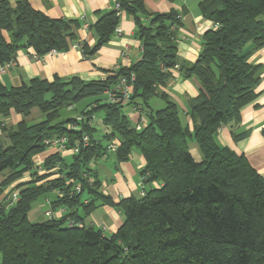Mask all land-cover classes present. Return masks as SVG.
<instances>
[{"label": "trees", "instance_id": "trees-1", "mask_svg": "<svg viewBox=\"0 0 264 264\" xmlns=\"http://www.w3.org/2000/svg\"><path fill=\"white\" fill-rule=\"evenodd\" d=\"M199 8L216 27L203 35L197 60L187 63L177 53L180 15L150 13L144 0H115L114 9L100 13L95 23L50 17L29 0H0L1 65L16 60L21 49L31 48L43 58L53 49L67 51L73 41L92 56L115 36L123 12L133 17L142 47L139 61L109 70L104 79L35 77L10 88L0 81V116L12 110L28 116L34 108L44 115L34 123L20 120L7 132V144L0 137V173L9 171L2 186L30 174L15 185L16 202L0 206L1 264H264V176L246 156L216 140L219 129L238 123L241 109L258 96L261 67L250 57L264 47V0H201ZM86 22L96 36L91 46L76 37ZM176 65L183 78L200 82L190 103L192 129L161 91ZM132 73L130 101L109 102L107 92ZM154 96L165 106L153 110ZM87 97L95 98L63 118L64 109ZM126 107L141 110L146 126L137 129ZM80 113L85 118L78 122ZM85 135L89 141L83 144ZM60 136L69 137V146L78 144V153L48 155L40 173L34 156ZM114 139L120 144L109 152ZM191 140L199 146L200 160L190 150ZM133 150L146 161L144 194L115 203L103 192L95 165L111 154L128 160ZM51 192V210L65 212L30 221L34 201ZM102 204L115 205L125 215L110 236L85 224Z\"/></svg>", "mask_w": 264, "mask_h": 264}, {"label": "crops", "instance_id": "crops-1", "mask_svg": "<svg viewBox=\"0 0 264 264\" xmlns=\"http://www.w3.org/2000/svg\"><path fill=\"white\" fill-rule=\"evenodd\" d=\"M31 5L46 15L54 18L83 19L95 23L100 13L114 9L115 0H29ZM201 0H144L146 9L150 13H163L169 11L177 12L182 24L176 32L180 59L187 63L197 60L203 45V35L216 24L205 18L200 11ZM14 4L15 0H11ZM122 34H115L112 40L102 46L92 56H85L76 43L70 42V47L65 52L46 54L43 58H33L35 51L31 48L21 49L15 60V64L7 70H1L0 81L8 88L21 86L35 77L53 81L56 77L61 80H68L73 77H80L85 81L104 79L109 70L119 66L129 67L139 61L142 57L141 41L137 37V26L131 15L123 12L118 25ZM77 41L86 42L90 46L96 41L93 31L84 26L76 29ZM249 44L247 48H250ZM250 62L261 67L260 82L257 87L258 96L241 109V119L238 123L223 125L218 132L216 140L221 146H227L238 154L247 157L249 162L264 176V47L256 50L250 57ZM173 77L161 86V91L166 92L177 104L179 114L183 123L193 128V121L189 114L190 103L197 97L200 89L199 80L193 76L189 79L182 77L178 69L172 71ZM153 110L165 106V101L160 96H154L149 100ZM127 114L135 123L141 116V112L127 107ZM34 123L41 121L43 115L34 108L30 115L23 116L11 111L7 117L0 116V137L4 144L9 142L7 132L20 120ZM235 135L242 137L237 138ZM193 156L201 159V153L196 141L189 142ZM54 153L53 149H46L44 152L34 156L36 165H42L45 158ZM146 165L145 158L133 150L128 160L118 161L115 154L108 155L105 159L97 161L95 167L99 177L102 179V190L112 197L115 203L123 198L140 197L142 192L141 181L142 171ZM9 171L0 173V206H9L10 194L15 185L30 179L26 172L23 177L7 186H2ZM54 192L39 197L33 203L28 213L30 221H42L51 216L59 217L65 211L51 210V198ZM125 215L123 211L112 204H102L95 209L85 220L86 226L91 225L101 229L105 235L115 233L123 224ZM1 264V254H0Z\"/></svg>", "mask_w": 264, "mask_h": 264}, {"label": "built area", "instance_id": "built-area-1", "mask_svg": "<svg viewBox=\"0 0 264 264\" xmlns=\"http://www.w3.org/2000/svg\"><path fill=\"white\" fill-rule=\"evenodd\" d=\"M116 6H118V4ZM83 20H86V18L84 17ZM88 25H89L88 22H86L84 27L86 29H88ZM116 34H122V31L120 28L116 29ZM56 52L57 51L53 49V50L49 51L47 54H55ZM33 58L37 59V58H39V56L37 54H34ZM14 64H15V60L7 62V63L1 65V70H3V71L7 70L9 67H11ZM175 69H178V65H176L173 70H175ZM134 80H135V74L134 73H132L130 75V77L129 76L128 77L122 76L119 79L118 83L115 85L114 89L109 90L107 92L108 101L113 102V103L121 102L123 105L127 104L130 101V99L134 93V83H133ZM130 108H133L134 110L141 111L139 109H136L135 107H130ZM125 109L127 111V107ZM84 118H85V116L81 113L76 115V120L78 122L83 121ZM146 124H147V118L141 114L140 118L135 122V126L137 129L140 130L144 126H146ZM69 127L70 128H77L76 126H74L72 124L69 125ZM88 141H89V137L87 135H85L83 137V140H82L83 144L88 143ZM47 143H48V148L53 149L54 152H58L61 154H66L68 152L78 153V151H79L78 144L73 145V146H69V137L68 136L54 137V138L48 140ZM119 144H120V141L118 139H114L113 141H111L108 144L109 152L115 151ZM105 158H107V155H105L103 157V159H105ZM36 166H37V169L40 173L44 172L41 165H36ZM144 179H145V176H142V181H141L142 192H141V195L144 194V188H145ZM76 189H77V191H80V186H76ZM18 197H19V191H17V190L12 191V193L10 194V202L11 203L16 202ZM61 211H65V209L61 208ZM49 213L51 216L52 215L54 216V213H52V212H49Z\"/></svg>", "mask_w": 264, "mask_h": 264}, {"label": "rangeland", "instance_id": "rangeland-1", "mask_svg": "<svg viewBox=\"0 0 264 264\" xmlns=\"http://www.w3.org/2000/svg\"><path fill=\"white\" fill-rule=\"evenodd\" d=\"M94 98L95 97H87V98H84V99L80 100L79 102H77L75 104V106H73L72 108H70V109H64L62 111L63 118L66 117V116H72V115L74 116V114H76L79 110H81L83 107H85L86 104H88ZM125 111H126V109H125ZM99 115H101V111L99 112ZM43 118H44V115H43Z\"/></svg>", "mask_w": 264, "mask_h": 264}]
</instances>
